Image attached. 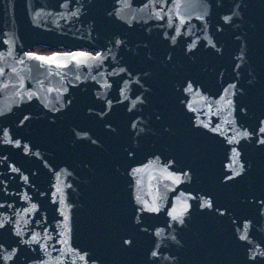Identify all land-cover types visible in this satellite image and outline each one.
<instances>
[{"label":"water","instance_id":"water-1","mask_svg":"<svg viewBox=\"0 0 264 264\" xmlns=\"http://www.w3.org/2000/svg\"><path fill=\"white\" fill-rule=\"evenodd\" d=\"M46 45L101 55L41 61L27 54ZM242 107L226 140L240 128L259 135L257 124L264 127V0H0V264H155L149 254L166 229L178 233L179 242H168L179 258L207 253L211 264H264L256 203L234 217L204 209L174 218L145 181L129 186L121 175L78 179L69 201H58L67 183L52 172H108L139 126L140 151L119 166L140 168L157 153L163 161L177 155L176 171L185 155L195 171L226 185L229 146L206 122ZM200 147L212 161L197 157ZM31 148L40 153L29 156ZM254 148L237 142L228 159L239 163ZM261 161L247 173L253 180H264ZM180 216L186 223L176 227ZM253 239L258 252L247 258Z\"/></svg>","mask_w":264,"mask_h":264},{"label":"snow or ice","instance_id":"snow-or-ice-1","mask_svg":"<svg viewBox=\"0 0 264 264\" xmlns=\"http://www.w3.org/2000/svg\"><path fill=\"white\" fill-rule=\"evenodd\" d=\"M224 19L228 20L229 17L225 16ZM28 55L33 56L35 54L34 53H29ZM53 55L56 56V55H60V54L59 53H54ZM65 55L73 56L72 53H66ZM84 55H91V54L88 53V54H84ZM97 55H99V53H97ZM40 59H49V60H51V57H40ZM73 59H75V56H73ZM186 90L190 91L191 88L189 87ZM225 91H227V90H225ZM243 110L246 111V108L243 109ZM260 123H264V121H261ZM133 127H135V125H133ZM257 127H259V132L260 133H264V127H260L259 123H258ZM255 131H256L255 129H253V131L251 133H249L248 131H245V132H243V135L246 136V137L249 136V135H255ZM233 139H235V137H233ZM256 142L259 143V144L264 145V137L257 138ZM17 143H19V142L17 141ZM233 162H235V161H233ZM170 163H172V162L170 161ZM229 167H231V165H229ZM133 171L135 172L137 170H133ZM242 171H243V169H242ZM238 175H240V173H238L235 170H233L232 176H238ZM231 178L232 177L225 176V179H229L230 180ZM203 206L204 205H201V207H203ZM209 206H211L210 203H209ZM146 208H147L148 211H159V209L156 208L155 206H147L146 205ZM181 211H183V208L181 209ZM170 215H173V217L176 218L178 215H180V212H177V211L174 210L172 213H170ZM0 226H2V224H0ZM241 239H246V236H242ZM125 243H130V241H125ZM153 255H155V253H153ZM253 255H255V254H253ZM9 258L10 257H5V259H9Z\"/></svg>","mask_w":264,"mask_h":264}]
</instances>
